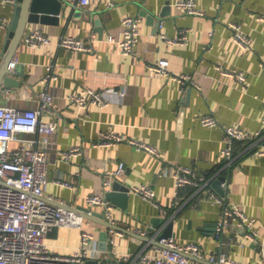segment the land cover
Returning <instances> with one entry per match:
<instances>
[{
    "label": "crops",
    "instance_id": "crops-1",
    "mask_svg": "<svg viewBox=\"0 0 264 264\" xmlns=\"http://www.w3.org/2000/svg\"><path fill=\"white\" fill-rule=\"evenodd\" d=\"M175 1L90 0L89 5L78 7L63 0L54 23L26 24L10 57L17 59L10 69L11 82L0 86V105L35 108L38 94L45 87L55 94L59 126L47 154L49 181L43 191L51 203L101 212L99 205L88 204L86 195L96 191L104 194L115 179L128 187L141 183L152 187L155 196L151 200L128 191L126 209L113 204L115 224L124 228L113 245L104 241L108 227L87 218L86 228L101 239L103 261L119 258L118 264H135L130 260L135 254H157L152 239L160 232L148 229L161 217L173 222L177 241L196 242L206 256L222 252L245 264H261L258 236L264 235V20L259 16L264 14V0H197L198 8L204 11L201 15L180 10ZM13 5L14 0H0V17H6L8 24ZM128 15L141 17L140 35L134 53L123 55L106 36L118 33L122 18ZM230 22L240 23L248 32V48L234 42ZM8 24L0 29V67L8 54ZM37 27L50 36L49 45H27L26 33ZM184 30L187 34L182 43L161 37L164 33L176 38ZM63 34L79 36L91 50L59 47L56 42ZM158 58L168 59L170 74L166 77L155 75L147 67ZM47 64L52 65L57 79L42 80ZM222 68L243 69L246 81L236 82L234 76L220 72ZM185 72L192 76L185 84L172 77ZM121 86L126 88L123 100L106 106L94 104L83 109L68 99L69 93L78 88ZM205 113L214 115L219 126H203L199 118ZM230 124L251 133L260 131L261 137L256 144L252 138L244 139L248 146L228 160L223 155L229 144L223 126ZM107 130L152 144L158 154L137 149L127 141L94 146L100 132ZM77 144L81 146L77 154L69 158L59 155L60 149ZM119 162L125 165L124 173L111 177ZM187 166L204 176L206 184L177 187L169 171ZM218 175H226L224 195L211 186ZM56 178L70 185L59 184ZM105 179L110 183L104 187ZM216 195L253 217L258 236H246L248 229L233 215H229L224 231L216 234L213 225L223 216V203L217 202ZM46 240L56 253L70 254L79 246L80 234L76 228L61 225L47 232Z\"/></svg>",
    "mask_w": 264,
    "mask_h": 264
},
{
    "label": "built area",
    "instance_id": "built-area-1",
    "mask_svg": "<svg viewBox=\"0 0 264 264\" xmlns=\"http://www.w3.org/2000/svg\"><path fill=\"white\" fill-rule=\"evenodd\" d=\"M69 4L85 7L90 0H66ZM180 10L201 15L204 11L198 8L197 0H176L173 3ZM264 20V14L259 16ZM141 17L128 15L121 20L118 33L111 32L106 40L116 45L117 50L123 55L134 53V47L138 41ZM6 17H0V29L6 26ZM161 26V23H159ZM233 32V40L238 47L248 48L251 38L240 23L230 22L228 24ZM187 31L184 30L176 38H169L164 33L161 37L172 43H182L186 38ZM27 45L38 48L51 43V38L40 28L31 29L26 33ZM56 45L71 51H89L91 46L76 35L63 34L59 37ZM17 59L10 60L8 68L15 67ZM149 70L158 76H168L170 69L168 59L158 58L148 62ZM47 72L42 77L43 81L57 79V74L52 70V65L47 64ZM224 74L234 76L236 82L244 84L247 75L243 69L222 68ZM181 84L190 82L192 76L189 73L172 75ZM126 95V88H78L68 95V99L75 106L87 109L91 105L106 106L113 101H122ZM38 106L27 108H15L8 105H0V264H82L86 259L103 261L102 251L99 245L100 239L95 233L87 229L85 222L87 217L77 207L51 203L43 194L48 180L47 154L53 144V136L58 130L59 118L56 115L54 99L55 94L48 86L38 94ZM199 121L206 126H219V121L214 115L205 113L200 116ZM224 132L229 139V144L223 150L224 157L232 159L231 147L235 140L252 138L253 141L260 140L261 132L251 133L238 124L223 126ZM28 134L29 136H24ZM127 141L137 149L148 153L158 154L157 147L141 141L137 138H124L122 134L115 131H101L93 145L110 146L115 142ZM81 146L74 145L68 149H60L59 155L69 158L80 152ZM125 165L119 162L117 168L111 173V177L123 174ZM174 177L177 187L184 185L196 188L206 184L204 176L197 175L190 167H175L169 171ZM57 183L70 185L61 178H56ZM110 180H103V186L109 185ZM129 192L138 194L143 198L151 200L155 195L152 187L148 184H133L129 186ZM90 206L101 207L104 217L110 224H115L112 214L113 203L104 196L101 191L86 195ZM217 202L223 203V216L216 223V234L223 232L229 223V215H233L242 221V226L247 228L245 235L257 237L258 233L254 227L255 219L240 211L235 206H230L220 197L215 196ZM87 214H91V208L87 207ZM73 227L78 229L80 243L70 254L56 253L51 249L46 240V233L54 227ZM107 243L113 245L117 234L122 231L109 226L107 228ZM259 238L261 249V264H264V235ZM157 254L138 253L131 262L135 264H196L199 260H205L207 264H245L234 260L225 253H209L207 256L194 241L181 243L174 235L162 237L154 244ZM128 259V257H124ZM121 259L114 261L118 264ZM129 260V259H128Z\"/></svg>",
    "mask_w": 264,
    "mask_h": 264
},
{
    "label": "water",
    "instance_id": "water-1",
    "mask_svg": "<svg viewBox=\"0 0 264 264\" xmlns=\"http://www.w3.org/2000/svg\"><path fill=\"white\" fill-rule=\"evenodd\" d=\"M63 0H14L12 18L8 24V39L6 42L7 55L0 67V86L2 82L7 85L11 82L10 69L8 68L9 60L17 46L19 45L20 40L22 39L25 26L28 22H51L54 23L58 20L59 13L61 11ZM226 180V175H218L211 181V186L215 189L218 194H225V184L222 183ZM128 190L129 187L119 180H114L111 187L107 189L104 193V196L108 198L114 205L117 204L120 207L126 209L128 203ZM77 208L82 211L88 219H91L95 222H100L103 225L113 227L119 230H123L121 226L117 224H110L109 221L104 217L102 211L96 212L91 211V214H87V207L78 206ZM158 223L155 221L152 224V228H157L158 233L155 239H152L154 243H157L158 240L162 237H169L173 235L172 231L173 222H168L164 218H159ZM215 224L213 225L212 230L215 231ZM128 231V230H126ZM216 233V232H215ZM104 241L107 243V233H105ZM147 240V237H141ZM100 247H102L101 239L99 242ZM106 245V244H105ZM206 263V262H205ZM78 264V263H74ZM82 264H117L112 260L99 261L96 259H86ZM207 264V263H206Z\"/></svg>",
    "mask_w": 264,
    "mask_h": 264
},
{
    "label": "trees",
    "instance_id": "trees-1",
    "mask_svg": "<svg viewBox=\"0 0 264 264\" xmlns=\"http://www.w3.org/2000/svg\"><path fill=\"white\" fill-rule=\"evenodd\" d=\"M248 144H249L248 142H246L245 140H242V139H241L240 141L235 140V141L233 142V144H232V145H233V146H232V147H233V150H232V151H233V152H232L233 154H232V156L235 155L237 152L241 151L242 149H244L246 146H248ZM222 165H223V164H222ZM222 165H221V166H222ZM221 166H220V167H221ZM220 167H219V168H220ZM192 187H194V186H192ZM194 188H195V187H194Z\"/></svg>",
    "mask_w": 264,
    "mask_h": 264
},
{
    "label": "rangeland",
    "instance_id": "rangeland-1",
    "mask_svg": "<svg viewBox=\"0 0 264 264\" xmlns=\"http://www.w3.org/2000/svg\"><path fill=\"white\" fill-rule=\"evenodd\" d=\"M24 135V134H23Z\"/></svg>",
    "mask_w": 264,
    "mask_h": 264
}]
</instances>
